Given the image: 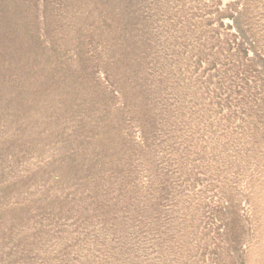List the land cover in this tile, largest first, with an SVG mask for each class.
I'll use <instances>...</instances> for the list:
<instances>
[{"label":"rangeland","instance_id":"obj_1","mask_svg":"<svg viewBox=\"0 0 264 264\" xmlns=\"http://www.w3.org/2000/svg\"><path fill=\"white\" fill-rule=\"evenodd\" d=\"M0 264H264V0H0Z\"/></svg>","mask_w":264,"mask_h":264}]
</instances>
